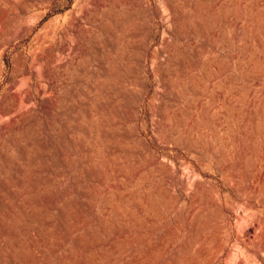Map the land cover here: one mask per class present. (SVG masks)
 I'll return each instance as SVG.
<instances>
[{
	"label": "rangeland",
	"instance_id": "obj_1",
	"mask_svg": "<svg viewBox=\"0 0 264 264\" xmlns=\"http://www.w3.org/2000/svg\"><path fill=\"white\" fill-rule=\"evenodd\" d=\"M0 264H264V0H0Z\"/></svg>",
	"mask_w": 264,
	"mask_h": 264
},
{
	"label": "bare ground",
	"instance_id": "obj_2",
	"mask_svg": "<svg viewBox=\"0 0 264 264\" xmlns=\"http://www.w3.org/2000/svg\"><path fill=\"white\" fill-rule=\"evenodd\" d=\"M248 31V30H247ZM147 122V121H146ZM198 190V189H197ZM200 190V189H199ZM202 191V190H201ZM195 196V195H194ZM65 261V260H64ZM67 261V260H66Z\"/></svg>",
	"mask_w": 264,
	"mask_h": 264
}]
</instances>
